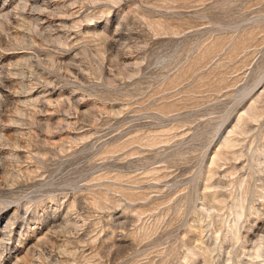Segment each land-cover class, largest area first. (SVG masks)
Wrapping results in <instances>:
<instances>
[{
    "label": "rangeland",
    "instance_id": "1",
    "mask_svg": "<svg viewBox=\"0 0 264 264\" xmlns=\"http://www.w3.org/2000/svg\"><path fill=\"white\" fill-rule=\"evenodd\" d=\"M0 264H264V0H0Z\"/></svg>",
    "mask_w": 264,
    "mask_h": 264
},
{
    "label": "bare ground",
    "instance_id": "2",
    "mask_svg": "<svg viewBox=\"0 0 264 264\" xmlns=\"http://www.w3.org/2000/svg\"><path fill=\"white\" fill-rule=\"evenodd\" d=\"M26 1V0H25ZM28 1V0H27ZM30 2V0H29ZM21 5V4H20ZM39 10V9H38ZM13 14V13H12ZM41 14V13H40ZM15 16V15H14ZM40 20H45L46 18L45 17H42V16H39Z\"/></svg>",
    "mask_w": 264,
    "mask_h": 264
}]
</instances>
